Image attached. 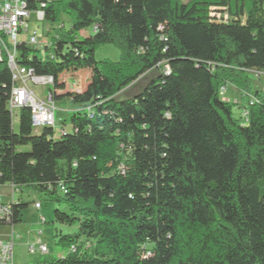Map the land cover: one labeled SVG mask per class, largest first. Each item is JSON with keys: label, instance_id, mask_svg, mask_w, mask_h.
Wrapping results in <instances>:
<instances>
[{"label": "trees", "instance_id": "obj_1", "mask_svg": "<svg viewBox=\"0 0 264 264\" xmlns=\"http://www.w3.org/2000/svg\"><path fill=\"white\" fill-rule=\"evenodd\" d=\"M263 4H48L54 59L20 45L18 62L51 75L57 90L63 74L87 70L82 91L53 93L55 102L77 106L70 130L34 132L27 107L18 109L14 130L11 76L0 62V185L44 193L60 205L56 223L78 226L76 234L55 235L63 256L37 263L264 264V94L252 93L248 78L264 71ZM61 14L68 29L57 26ZM93 24L96 33L76 38ZM105 44L119 50L118 61L95 59ZM146 77L139 93L118 98ZM222 85L257 99L244 106L245 121L218 95ZM27 205L12 202L11 224Z\"/></svg>", "mask_w": 264, "mask_h": 264}, {"label": "built area", "instance_id": "obj_2", "mask_svg": "<svg viewBox=\"0 0 264 264\" xmlns=\"http://www.w3.org/2000/svg\"><path fill=\"white\" fill-rule=\"evenodd\" d=\"M52 1L54 0H0V62L5 61L12 81L8 98V109L11 118L13 119L14 112H17L20 107H27L30 110V125L34 132L44 128H51L56 135L61 136L66 131L61 127L55 130V101L53 99V93L55 91H82L84 88L81 84L82 76H79L78 73L75 76H71L68 73L63 74L61 76L63 88L57 90L54 87V78L51 75H37L32 68L25 67L18 62V49L20 45L31 47L40 44L47 50L46 58L50 60L54 59V53L52 52L53 41L51 35L49 37L47 36L51 31L39 37L38 30L31 26V19L34 22H44L45 9ZM32 5L34 7H31ZM212 15L213 13H211ZM57 26L63 27L64 25L62 23ZM97 29L98 25L93 24L88 30L77 31L76 38L94 34ZM52 34L53 36L55 35L53 30ZM250 73H254L257 78L264 74L263 71L255 70H250ZM31 84L39 86L51 85L53 89L51 91L49 90L46 95H38L31 88ZM227 87V85L219 87L218 95L220 97L223 98ZM245 94L250 96L249 104L257 101L252 94ZM92 107V105L86 107L90 117H92ZM240 118L244 121L247 119V109L244 106L241 107ZM59 188L61 192H64V188L61 185ZM16 191L11 186L10 201L3 202L0 200V225L10 226V231L7 235L3 236L0 233V264H15L13 259L15 231L11 220L13 218L12 202L14 201L13 198ZM33 207L39 210L41 208L40 202H34ZM40 221L42 223L45 222L43 216L40 217ZM36 250L43 255L49 253L47 245L41 242L39 237L34 243L28 246L30 253ZM71 251H74L73 247ZM59 256H63V254H59Z\"/></svg>", "mask_w": 264, "mask_h": 264}, {"label": "rangeland", "instance_id": "obj_3", "mask_svg": "<svg viewBox=\"0 0 264 264\" xmlns=\"http://www.w3.org/2000/svg\"><path fill=\"white\" fill-rule=\"evenodd\" d=\"M264 8V4H263ZM60 22H63L64 29L69 28V17L66 14H61ZM59 22V24H60ZM31 26L34 29L38 30V36L42 37L43 34L48 31L52 33V29H54V25L51 26L46 22H34L31 19ZM85 30H88L85 29ZM49 37L50 34H47ZM31 48L36 49V55L45 59L47 55V50H45L42 45L38 44L36 46H31ZM120 58L119 50L112 44L101 45L95 51V59L97 61L100 60H110V61H118ZM264 72V71H263ZM81 77V84L84 86L87 83L88 73L87 70L82 69L78 72ZM248 78L250 80V91L253 93L258 91L260 94H264V74L261 77L257 78L254 73H248ZM73 80L72 78H70ZM149 78L141 79L134 87L128 89L124 93H120L118 96L119 99H128L133 97L135 94L139 93L141 89L146 85ZM31 88L38 95H46L48 91L52 90L53 87L51 85L48 86H39L32 85ZM223 99L227 101L231 105L232 115L235 118L240 116L241 107L247 105L250 96L246 94H241L239 91L235 90L231 85H228L227 91L223 96ZM236 102V104H235ZM77 107L73 104L68 98H64L62 100H58L55 102V120L56 126L55 130L60 127H64L66 130H70V124L68 122V117L72 113V109ZM17 112H14V116L12 119L13 129H17ZM27 149V148H22ZM0 189L7 193V196L4 197V202H9L10 197L8 196L11 191V187L9 184L0 185ZM11 194V193H10ZM58 194L61 195L62 192L58 189ZM14 202L17 200H21L26 202L28 205L22 211V219L20 222L14 224L15 238H14V248H13V259L16 264H35L37 262H44L48 259L57 256L63 249L55 244L56 234H76L78 233V226H68L56 223L53 217L54 209L60 207L59 203L47 199L44 193H41L33 188L29 187H20L17 188V191L14 193ZM34 202H40L41 208L39 210L33 207ZM43 216L45 222L42 223L40 221V217ZM9 232L10 226L0 225V232ZM41 240L44 244L47 245L49 249L48 254H41L38 250L30 253L28 251V246L34 243L37 238Z\"/></svg>", "mask_w": 264, "mask_h": 264}, {"label": "crops", "instance_id": "obj_4", "mask_svg": "<svg viewBox=\"0 0 264 264\" xmlns=\"http://www.w3.org/2000/svg\"><path fill=\"white\" fill-rule=\"evenodd\" d=\"M35 132H38V131H35ZM10 186V185H9ZM11 187V186H10ZM11 191L9 192L8 196L10 197ZM7 196V193H5L4 191H2L0 189V200L3 201L4 197ZM4 202V201H3ZM3 236L7 235L8 234V231L7 232H0ZM16 264V263H15Z\"/></svg>", "mask_w": 264, "mask_h": 264}]
</instances>
